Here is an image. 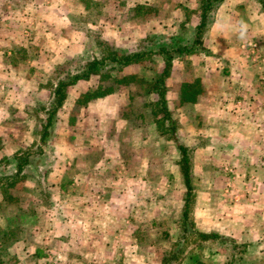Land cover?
Returning <instances> with one entry per match:
<instances>
[{"label": "crops", "instance_id": "obj_1", "mask_svg": "<svg viewBox=\"0 0 264 264\" xmlns=\"http://www.w3.org/2000/svg\"><path fill=\"white\" fill-rule=\"evenodd\" d=\"M119 1L0 0V75L2 70H16L13 62L5 61L3 55L23 48L21 45L28 47L37 36L49 38L50 35H56L61 41L60 47L67 42L66 34L79 33L78 37L85 41L93 32V24L97 26V22H93L97 21L93 14L103 18V21L108 20V31L114 32L116 24L113 23V14H123L118 11ZM123 1L141 5L154 0ZM258 3L257 0L220 2L209 16L208 26L202 36L203 49L176 56L172 60L170 74L166 78L165 97L175 121L176 137L188 148L192 184L189 201L191 229L213 231L234 239L243 247L237 253L262 254L264 7ZM252 6L257 10L253 11ZM194 8L197 9V6ZM99 9L105 10V13L101 11L102 15L97 14ZM171 16L173 19L178 17V12L174 10ZM197 22V14L193 23L191 20L186 22L187 25L183 27L185 38L192 35ZM176 23L178 26H174V29L178 30L180 22ZM3 33L9 37H2ZM75 45V41L70 42L68 48H75ZM38 47L39 52L48 48L44 45ZM2 51L6 53L2 54ZM179 61L180 64H187V71L195 69L199 72L192 78L180 74L173 80L179 82V87L183 83L191 84L195 93L186 91L188 94H185L181 87H169L173 70L182 68ZM181 71L184 72L183 69ZM88 79H79L68 87L57 114L67 111V118L60 130L65 135L93 131V140H90L93 144V160L87 161L86 157L82 159L84 153L77 155V147L71 144V152L75 153L71 160H66L67 164L73 163L75 166L84 163L82 168L77 169L93 177V189H90L87 197L82 196L73 186L81 173H75V177H72L71 189L63 191L67 197L71 195L72 200L66 199L64 203L57 204L62 211L58 219L59 236L55 237L57 232L55 235L51 229L47 238L54 243L48 244L42 252L46 254H43L44 259L47 264H161V258L157 261L151 258L154 253L163 252L149 234L161 237L173 235L174 232L159 227L163 214L159 201L163 197L156 181L175 178L179 189H171L170 192L185 195L186 186L177 142L163 128L167 124L160 123L157 116L145 121V117L139 114L140 121L130 123L129 118L123 116L117 100L120 90L77 104V98L89 87L73 90L72 86ZM0 84L3 82L0 81ZM43 88L41 85L40 89ZM150 94L154 95L152 92ZM40 98L42 103L46 100L42 95ZM123 102L127 104L129 100ZM2 107L1 102L0 112ZM72 108L75 116L71 123L68 116ZM57 127L60 128L59 119L55 121L53 129ZM125 128L129 131L126 136L130 131L140 133L137 148L131 137L121 136V130ZM114 135L116 137L111 138ZM82 144L87 146V143ZM123 145L127 150L120 151ZM165 147H169L171 157H166ZM114 149H117L116 152ZM155 159L161 165V169L156 172L153 171ZM165 162L168 163V170L163 168ZM88 165L93 168L84 170ZM57 176L61 177L60 174ZM183 205L184 202L180 209ZM149 212L152 215L146 217ZM175 226L181 235V220ZM145 232L148 233L147 238L144 237ZM216 241L219 243L213 239L202 240L203 247L199 253L202 256L204 253H227L223 246L211 245ZM202 259L209 262L206 257Z\"/></svg>", "mask_w": 264, "mask_h": 264}, {"label": "rangeland", "instance_id": "obj_2", "mask_svg": "<svg viewBox=\"0 0 264 264\" xmlns=\"http://www.w3.org/2000/svg\"><path fill=\"white\" fill-rule=\"evenodd\" d=\"M133 3L119 1L118 11L123 12L124 16L123 14L118 16L113 14V23L116 24L113 27L114 32L108 31L107 27L110 23L108 20L103 21V18L96 17L93 14V18L97 19L93 22H97V26L93 24V32L88 35L85 41L78 37L79 33L78 35L66 34L67 42L60 47L58 45L61 41H58L56 35H50L49 38L45 35L37 36V39L28 47L19 43L23 48L16 51L11 50V54L3 55L5 61L13 62L16 70L11 72L2 70V75H0L2 76L0 81L3 82V84H0V103L2 102L4 106L2 112H0V173H10L15 169V160H9L7 156L17 154L18 157L28 153L31 159L29 164L23 165L17 181L7 187V192L12 197V204L4 207V209H1L0 205V233L4 232L5 234V238H3L5 245H3L4 248L1 251L3 264H47L48 262L43 255L45 253L42 252L47 249L48 244L54 243L53 240L47 238V235L53 229L52 233L56 235L57 232L55 237L59 236L58 219L62 211L57 204L64 203L66 199L68 201L72 200V196L67 197L63 191L71 189V180L72 177H75V173H81L77 181L73 182V186L81 192L82 196L87 197L90 189H93V177L90 178L87 176V172L84 173L83 170L78 171L79 169H77L82 168L84 163L75 166L73 163L67 164L66 162V160H71V156L75 153L71 152L72 147L69 144L77 147L76 150L79 152L77 155L80 156V152L84 153L82 159L86 157L87 161L93 160V144L90 142V140H93V131L89 130L76 135L61 133V127L67 118V111L64 114H56L55 121L59 119L60 128H52L51 134L42 146L43 150L38 151L40 144L39 130L45 116L44 107L48 106L50 90L54 81L68 69L75 72V69H77L75 67L81 62L92 55L100 53V49L104 50L103 44L98 43L100 40H105V42L111 43L117 48L135 49L143 45L145 47H155L159 43L170 41L176 35L177 37L184 36L183 27L187 25L186 22L191 20L193 23L195 20L197 9L194 7L197 6L198 0H154L149 4L141 5H137L138 3L133 5ZM129 7L131 8L130 11L127 10ZM251 9L253 11L257 10L253 6ZM174 10L178 12L179 18L173 19L171 16V12L173 13ZM98 11L97 14L100 15L105 13V10H101L102 14L100 9ZM211 13L209 16L212 15ZM262 20L264 21V14ZM177 21L180 22V29L175 30L174 26H178ZM2 37L8 38L9 36L3 33ZM42 37H46V39ZM61 39L65 41L63 38ZM73 41L76 42L75 48L69 49L68 44ZM37 45H44L48 48L39 52ZM65 46L66 50H64ZM91 47H93V50H91ZM182 59L185 60V57ZM189 60L191 61V59ZM178 64H180V61ZM185 65L187 64L181 63L182 68L177 67L173 70L170 78L172 82L169 84L171 89L180 87L184 89L183 85L179 87L177 80H173L177 75L184 74L185 77L192 78L199 72L195 69L189 72L186 70ZM161 66V61L147 60L139 65L124 67L123 70L116 73H134L136 77L144 76L149 79ZM182 69L184 72L181 71ZM98 79V75H92L88 80L76 84L75 87L72 86V89L90 88L98 82ZM41 85L44 86L43 89H40ZM48 89L49 93L47 92ZM119 90L121 92L117 100L120 102L119 106L122 107L123 116L128 117L130 123H138L140 121L139 114L145 117V121L151 120L154 116L158 118L152 103L154 95L146 92V83L133 80L121 85ZM47 94L48 96H46ZM41 95L44 100L46 99L43 103L41 102ZM123 98L125 102L128 100L129 102L124 104ZM170 105L173 106L172 103ZM74 113V109H70L68 119H71V123L74 122ZM121 131V136H126V133L129 132L126 128ZM53 134L54 136H52ZM127 136L131 137L134 147L137 148V139L140 133L130 131ZM115 137V135L114 137L111 136V138ZM81 142L87 143V146H83L85 144L80 145ZM121 149L123 151L127 150L124 145L120 147V151ZM116 150L114 149L115 152ZM165 151L166 157H171L172 153L169 147H165ZM154 162H156V166L153 171L156 172L161 169V165H158L157 159ZM167 165V162L163 165L166 170L169 169ZM91 167L93 168V166L89 167L88 165L84 170ZM58 174L61 175L60 178H58ZM84 174L86 177H84ZM156 185L161 187L163 197L159 201V205L162 206L160 209L163 211L159 227L174 232H172L173 235H162L161 237H158L157 234L154 236L149 234L150 239L154 238L163 252L154 253L151 258L157 261L165 251L177 246L179 249L181 247L178 253L179 258L170 264H185L188 259L187 252L193 242L186 243L187 239L181 237L175 226L181 220L182 209H180V206L184 202L185 195L179 192H170L171 189H179V183L175 178L157 179ZM2 195L3 192L0 189V201ZM151 215L149 212L146 217ZM53 223L57 224L54 225ZM145 236L147 238V232L144 233ZM189 237L192 236L188 235V240ZM211 245L223 246L227 253H204L202 258L206 257L210 264H264V253H237L238 249L243 248L242 244L238 248L233 247L228 241H219V243L216 241ZM38 246L42 250L41 254L36 256L33 252Z\"/></svg>", "mask_w": 264, "mask_h": 264}, {"label": "trees", "instance_id": "obj_3", "mask_svg": "<svg viewBox=\"0 0 264 264\" xmlns=\"http://www.w3.org/2000/svg\"><path fill=\"white\" fill-rule=\"evenodd\" d=\"M223 0H198L197 4V16L198 22L193 28V33L190 37L185 38L183 35L180 37L174 36L170 41H164L159 43L155 47L140 46L135 49H122L117 48L111 43L100 40L98 43L103 44L104 50L100 49V53L92 55L81 62L75 69V72L66 70L62 75L58 76L54 81L52 89L50 90V97L48 106L44 107L45 116L43 118L41 129L39 130V146L38 151H42L43 145L46 143L47 137L51 134L53 125L55 123L56 114L59 108L62 106L67 89L70 85L75 84L79 79H88L92 75H98V82L92 87L83 91L77 98V104H84L91 98L105 95L113 91L119 90L121 85L136 80L137 82H143L147 84V93H154L155 98L152 103L154 104V112L159 117L156 118L160 123H166L165 130L170 136L175 139L177 146L180 150V166L183 174V179L186 186V192L184 196V205L181 211V224L183 233L181 237L188 242H193L191 248L188 250L187 260L185 264H210L202 259V253L200 248L203 247L202 240L213 239L218 241H228L233 247H240V243L234 239L223 236L217 232L199 231L197 229H191V220L189 218V201L191 196V176H190V159L188 155V148L178 141L175 133V121L170 115V111L167 107V100L165 97L167 86L166 78L170 74L172 60L176 56H183L198 52L203 49L202 36L208 26L210 13L220 4ZM264 7V0H257ZM153 60L155 62H162V66L157 72L149 79L142 77H136L133 73L117 74L129 65H139L144 61ZM148 80V81H147ZM148 82V83H147ZM184 93H195V88L191 84L183 83ZM188 91V92H186ZM17 155V154H16ZM15 154L7 156V159L15 160L16 166L14 171L10 173H0V189L3 192L2 199L0 201L1 209L12 204V197L7 192V187L13 185L17 181L18 176L22 171L24 164L31 162L30 155L28 153L16 156ZM8 161V160H7ZM5 224V223H4ZM3 226V223L1 224ZM188 235L192 237L188 240ZM4 232L0 233V264H3V258L1 251L4 248L5 242ZM6 248V247H5ZM198 249V252H197ZM40 247H36L33 252L36 256L41 254ZM181 250L175 246L170 251L165 252L161 257V264H170L172 261L179 258V251ZM239 250V249H238Z\"/></svg>", "mask_w": 264, "mask_h": 264}]
</instances>
